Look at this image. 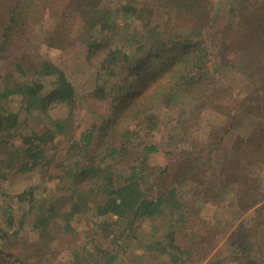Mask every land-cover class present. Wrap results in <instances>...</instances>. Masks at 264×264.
<instances>
[{
    "label": "rangeland",
    "instance_id": "374dc122",
    "mask_svg": "<svg viewBox=\"0 0 264 264\" xmlns=\"http://www.w3.org/2000/svg\"><path fill=\"white\" fill-rule=\"evenodd\" d=\"M0 264H264V0H0Z\"/></svg>",
    "mask_w": 264,
    "mask_h": 264
},
{
    "label": "trees",
    "instance_id": "16d2710c",
    "mask_svg": "<svg viewBox=\"0 0 264 264\" xmlns=\"http://www.w3.org/2000/svg\"><path fill=\"white\" fill-rule=\"evenodd\" d=\"M9 27H7V30ZM229 35L221 39L220 41H217V43L214 46V51L210 52L209 58H207V52L200 51L199 49L201 46L204 45V42L201 40H195L193 43L189 39H178L175 42L174 47H179V50L181 49L184 51V54L179 53V55L174 56V54H170L171 56H174L175 60L177 61L180 60V62L183 64L182 67L178 70L179 75V80L175 82H168V84L158 86V89L155 90V98L156 101H159L160 104H165L171 101L172 97L174 96L175 93L179 92H184V93H189L191 91L195 90H200L199 86L196 85L197 81L203 78V76H198L197 74L194 73V71H200L202 70V73L205 72V70L208 68V65L211 63L212 58H217L220 61H225L224 60V52L226 51V43ZM163 40L158 39L155 42V45H162ZM192 46V47H191ZM195 46V47H193ZM177 49L174 48V52H176ZM154 51H158L156 49L153 50V53L151 52V58L159 60V61H164L168 60V56H162V53L159 54H154ZM173 51V50H172ZM197 52V53H194ZM191 53H194V55H191ZM161 55V56H160ZM144 61V60H143ZM240 61V59H238ZM110 62V60L107 61V63ZM114 62V60H113ZM196 63L197 66H194ZM109 64V63H108ZM114 65V64H113ZM194 67V68H193ZM170 78V77H169ZM64 88L68 89L70 88L69 85L63 83ZM198 86V87H197ZM68 94V93H67ZM160 99V100H158ZM162 101V102H161ZM30 103V102H29ZM86 135V136H84ZM83 138H81L80 143L87 145L92 138V132H88V134H84ZM34 157V156H33ZM34 160V159H33ZM27 165H30V169H34L35 165L34 162H31L30 158H25V164H22L23 171H26ZM136 186L134 184H127L122 187L117 188L113 192V200L111 201L112 208L110 209V212L113 215L116 216H124L132 211H134L139 205H140V200H141V193L135 191ZM156 209H154L151 213H155ZM106 213L105 210L101 212V214ZM51 215V214H50ZM48 217H51V216ZM46 221V220H45ZM42 222V223H45Z\"/></svg>",
    "mask_w": 264,
    "mask_h": 264
}]
</instances>
